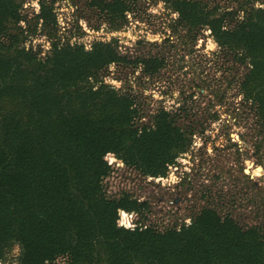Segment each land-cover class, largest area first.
Masks as SVG:
<instances>
[{
  "label": "rangeland",
  "instance_id": "1",
  "mask_svg": "<svg viewBox=\"0 0 264 264\" xmlns=\"http://www.w3.org/2000/svg\"><path fill=\"white\" fill-rule=\"evenodd\" d=\"M235 6L224 0H9L5 8L0 0L1 58L16 51L18 64L40 73L57 52L55 68L63 72L56 90L72 98L87 92L102 108L127 112L138 132L163 127V145L149 137L129 142L128 154L137 149L131 161L111 148L96 154L109 165L99 185L114 199L110 209L119 227L181 230L212 209L217 222L226 221L224 230L264 239V0H250L244 12ZM235 31L231 45L223 44L226 32ZM9 67L0 60V71ZM12 81L0 73L2 109L13 104L27 115L28 91L11 96L5 85ZM70 110L82 113L76 99ZM126 200L143 203L125 208ZM149 250L167 258L158 247ZM20 253L19 241L7 242L0 264H20ZM67 261L60 254L44 264Z\"/></svg>",
  "mask_w": 264,
  "mask_h": 264
},
{
  "label": "trees",
  "instance_id": "2",
  "mask_svg": "<svg viewBox=\"0 0 264 264\" xmlns=\"http://www.w3.org/2000/svg\"><path fill=\"white\" fill-rule=\"evenodd\" d=\"M2 1L6 8L9 0ZM224 1H234V9L244 12L250 0ZM3 24L0 21L1 32ZM209 26L215 27L212 22ZM235 33L226 32L222 43L231 45ZM8 47L14 49L16 43ZM15 52L0 57L10 64L0 73L14 80L11 87L5 85L11 96L27 89L26 107L31 111L27 115L17 112L13 104L2 109L4 95L0 93V247L19 241L20 264H44L60 254L67 255L66 264H95L98 259L104 264H264L263 236L224 230L226 221L217 222L212 209H203L181 230L119 227L110 209L114 199L106 197L99 185L109 165L96 154L101 148H111L131 161L137 149L128 154L129 142L149 137L163 145L159 139L163 127L138 132L130 126L127 112L104 109L102 100L95 102L87 92L72 98L56 90L60 86L57 76L63 72L55 68L57 52L40 73L18 64L12 56ZM73 99L81 114L71 112ZM34 124L36 131L29 128ZM104 156L115 158L111 151ZM142 203L126 200L123 207ZM151 246L167 258L151 254Z\"/></svg>",
  "mask_w": 264,
  "mask_h": 264
},
{
  "label": "built area",
  "instance_id": "3",
  "mask_svg": "<svg viewBox=\"0 0 264 264\" xmlns=\"http://www.w3.org/2000/svg\"><path fill=\"white\" fill-rule=\"evenodd\" d=\"M125 213H126V212L123 210V211H122V214H125Z\"/></svg>",
  "mask_w": 264,
  "mask_h": 264
},
{
  "label": "water",
  "instance_id": "4",
  "mask_svg": "<svg viewBox=\"0 0 264 264\" xmlns=\"http://www.w3.org/2000/svg\"><path fill=\"white\" fill-rule=\"evenodd\" d=\"M246 169H248L249 170V168L247 167Z\"/></svg>",
  "mask_w": 264,
  "mask_h": 264
}]
</instances>
